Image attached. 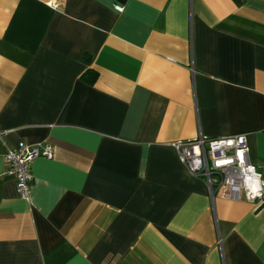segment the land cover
<instances>
[{
    "label": "crops",
    "instance_id": "crops-1",
    "mask_svg": "<svg viewBox=\"0 0 264 264\" xmlns=\"http://www.w3.org/2000/svg\"><path fill=\"white\" fill-rule=\"evenodd\" d=\"M233 135L264 174V0H0V264H264V199L173 146Z\"/></svg>",
    "mask_w": 264,
    "mask_h": 264
},
{
    "label": "built area",
    "instance_id": "built-area-1",
    "mask_svg": "<svg viewBox=\"0 0 264 264\" xmlns=\"http://www.w3.org/2000/svg\"><path fill=\"white\" fill-rule=\"evenodd\" d=\"M179 163L187 172L205 182L211 197L220 192L225 198L249 203L264 199V174L250 161L245 135L217 139L199 137L173 144ZM54 148L48 144L30 145L20 142L4 155L5 174L15 179L18 195L29 199L33 177L31 163L39 157L53 159ZM258 189L253 193L252 189Z\"/></svg>",
    "mask_w": 264,
    "mask_h": 264
},
{
    "label": "trees",
    "instance_id": "trees-1",
    "mask_svg": "<svg viewBox=\"0 0 264 264\" xmlns=\"http://www.w3.org/2000/svg\"><path fill=\"white\" fill-rule=\"evenodd\" d=\"M86 60H89L87 57H85ZM90 75V77H89ZM82 78L84 79V81H86L89 84H93L94 83V79L96 78V73L93 70H87L83 75Z\"/></svg>",
    "mask_w": 264,
    "mask_h": 264
},
{
    "label": "clouds",
    "instance_id": "clouds-1",
    "mask_svg": "<svg viewBox=\"0 0 264 264\" xmlns=\"http://www.w3.org/2000/svg\"><path fill=\"white\" fill-rule=\"evenodd\" d=\"M252 191H253V193H257L258 189L255 188V190L252 189Z\"/></svg>",
    "mask_w": 264,
    "mask_h": 264
},
{
    "label": "snow or ice",
    "instance_id": "snow-or-ice-1",
    "mask_svg": "<svg viewBox=\"0 0 264 264\" xmlns=\"http://www.w3.org/2000/svg\"><path fill=\"white\" fill-rule=\"evenodd\" d=\"M253 190H255V187H253Z\"/></svg>",
    "mask_w": 264,
    "mask_h": 264
}]
</instances>
